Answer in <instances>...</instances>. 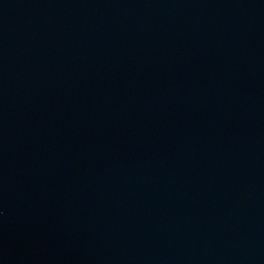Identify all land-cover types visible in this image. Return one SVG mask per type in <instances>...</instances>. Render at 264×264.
Listing matches in <instances>:
<instances>
[{"label":"water","instance_id":"obj_1","mask_svg":"<svg viewBox=\"0 0 264 264\" xmlns=\"http://www.w3.org/2000/svg\"><path fill=\"white\" fill-rule=\"evenodd\" d=\"M0 264H264V0H0Z\"/></svg>","mask_w":264,"mask_h":264}]
</instances>
